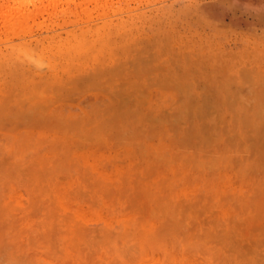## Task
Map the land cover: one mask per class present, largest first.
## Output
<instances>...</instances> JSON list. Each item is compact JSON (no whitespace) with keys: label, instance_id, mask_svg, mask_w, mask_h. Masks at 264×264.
Returning a JSON list of instances; mask_svg holds the SVG:
<instances>
[{"label":"rangeland","instance_id":"1","mask_svg":"<svg viewBox=\"0 0 264 264\" xmlns=\"http://www.w3.org/2000/svg\"><path fill=\"white\" fill-rule=\"evenodd\" d=\"M0 264H264V0H0Z\"/></svg>","mask_w":264,"mask_h":264},{"label":"bare ground","instance_id":"2","mask_svg":"<svg viewBox=\"0 0 264 264\" xmlns=\"http://www.w3.org/2000/svg\"><path fill=\"white\" fill-rule=\"evenodd\" d=\"M217 124H218V123H217ZM240 128H241V127H240ZM236 130H237V129H236ZM235 133H236V132H235ZM235 133H234V134H235ZM247 134H248V133H247ZM154 248H155V247H154Z\"/></svg>","mask_w":264,"mask_h":264}]
</instances>
